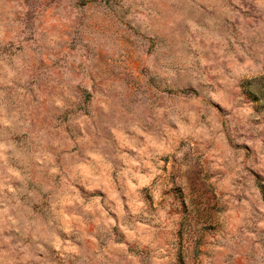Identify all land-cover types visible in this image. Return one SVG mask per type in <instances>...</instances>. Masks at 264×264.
<instances>
[{
  "label": "rangeland",
  "instance_id": "obj_1",
  "mask_svg": "<svg viewBox=\"0 0 264 264\" xmlns=\"http://www.w3.org/2000/svg\"><path fill=\"white\" fill-rule=\"evenodd\" d=\"M0 264H264V0H0Z\"/></svg>",
  "mask_w": 264,
  "mask_h": 264
}]
</instances>
